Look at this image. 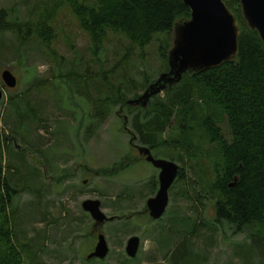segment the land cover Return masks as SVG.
Segmentation results:
<instances>
[{
    "label": "rangeland",
    "instance_id": "rangeland-1",
    "mask_svg": "<svg viewBox=\"0 0 264 264\" xmlns=\"http://www.w3.org/2000/svg\"><path fill=\"white\" fill-rule=\"evenodd\" d=\"M0 10L17 26L0 31V132L8 140L4 173L13 166L12 180L22 187L11 206L22 264H172L167 249L192 223L187 239L197 264H244L238 257L244 246L255 261L264 260L252 237L257 228L235 232L234 225L214 220L213 200L205 194L218 159L213 146L195 156L174 143L157 150V157L183 167L186 178L170 186L160 218L148 214L158 171L135 147L142 144L130 125L137 110L109 104L106 96L122 91L133 98L146 77L162 72L159 46L166 34H154L140 47L107 30L95 52L69 0H0ZM5 69L16 78L12 88L1 79ZM174 120L164 136L176 135ZM119 162L130 165L108 174ZM87 198L99 199L102 211L116 217L99 229L109 246L103 259L86 258L97 235L81 208ZM131 235L140 237L133 258L125 252Z\"/></svg>",
    "mask_w": 264,
    "mask_h": 264
},
{
    "label": "trees",
    "instance_id": "trees-1",
    "mask_svg": "<svg viewBox=\"0 0 264 264\" xmlns=\"http://www.w3.org/2000/svg\"><path fill=\"white\" fill-rule=\"evenodd\" d=\"M69 1L81 27L90 35L95 52L101 50L107 30L125 34L140 47L148 44L154 34H166L159 46L164 62L160 71L168 69L167 52L174 22L190 15L183 0ZM223 2L235 15L240 28L234 60L184 73L179 82L162 91L163 98L159 94L151 97L146 107L128 105L122 91L106 99L109 104L120 103L129 112L137 110L130 125L140 142L157 156H160L158 149L171 143L183 146L191 156L197 150L213 146L218 159L205 194L213 200L214 220L234 225L235 232L244 227L257 228L256 236L252 237L254 244L260 245L259 256L264 258V45L243 19L239 0ZM13 29L17 26L5 20V11L0 10V31ZM153 81L146 77L141 89ZM172 118L176 121V135L164 136L169 126L174 130ZM7 141L0 132V264H22L11 224L12 202L22 187L12 180L13 166H8L9 175L4 173L2 152ZM127 164L130 165L114 164L107 173H116ZM176 178H186L183 167L179 168ZM194 225L191 224L171 251L167 249L165 257L174 255L172 264H197L187 239ZM250 249L244 246L239 250L238 257L244 264H264V260L255 261Z\"/></svg>",
    "mask_w": 264,
    "mask_h": 264
},
{
    "label": "water",
    "instance_id": "water-1",
    "mask_svg": "<svg viewBox=\"0 0 264 264\" xmlns=\"http://www.w3.org/2000/svg\"><path fill=\"white\" fill-rule=\"evenodd\" d=\"M190 10L188 18H181L172 27L171 46L167 52L168 69L162 71L137 97L128 98L130 106L146 107L150 98L162 92L167 86L179 82L184 73L198 72L223 61L234 60L237 56L239 25L235 15L223 0H183ZM243 19L251 30H255L264 45V0H239ZM1 79L7 88L16 85L12 72L5 69ZM3 91L0 88V99ZM139 154L158 168V188L155 194L146 200V208L152 219H158L168 204V190L179 172V165L169 159L154 157L146 146H137ZM233 185V182L230 183ZM81 208L93 220V231L97 232L96 241L87 259H103L109 246L100 227L113 220L101 208L97 198H87L81 202ZM140 237L131 235L125 244L127 256L133 258L138 252Z\"/></svg>",
    "mask_w": 264,
    "mask_h": 264
},
{
    "label": "flooded vegetation",
    "instance_id": "flooded-vegetation-1",
    "mask_svg": "<svg viewBox=\"0 0 264 264\" xmlns=\"http://www.w3.org/2000/svg\"><path fill=\"white\" fill-rule=\"evenodd\" d=\"M137 146L138 145H135V147L137 148ZM140 146H146V147H148L147 145H145V144H141ZM149 148V147H148ZM149 150L151 151V153H152V155L154 156V157H157L156 156V154L149 148ZM138 154H139V152H138ZM144 160H145V156H143V155H141V154H139ZM159 158V157H158ZM161 158V157H160ZM146 161V160H145ZM146 162H148V161H146ZM150 165H152L150 162H148ZM153 168L154 169H156L157 171H159V169L158 168H155L154 166H153ZM158 175V174H157ZM157 186H158V181H157ZM147 209V208H146Z\"/></svg>",
    "mask_w": 264,
    "mask_h": 264
}]
</instances>
